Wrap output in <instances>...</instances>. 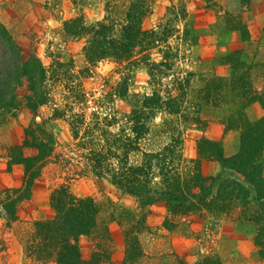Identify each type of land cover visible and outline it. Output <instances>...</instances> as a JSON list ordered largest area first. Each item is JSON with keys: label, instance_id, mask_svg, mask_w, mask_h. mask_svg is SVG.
<instances>
[{"label": "rangeland", "instance_id": "374dc122", "mask_svg": "<svg viewBox=\"0 0 264 264\" xmlns=\"http://www.w3.org/2000/svg\"><path fill=\"white\" fill-rule=\"evenodd\" d=\"M147 1L148 9L144 11L148 15L142 26L146 31L155 30L164 42L147 50L134 48L132 56L122 62L107 56L90 63L85 49L89 41L98 37L96 24L105 22L112 26L113 23L114 34L110 37L118 44H126L122 31L129 22H125V15L135 2L0 0V23L9 31L21 52V59L17 55L11 58L16 65L21 61L33 62L37 58L46 70L47 81L43 89L49 92L50 101L38 110L37 122L49 121L50 130L55 133L58 142L53 156L32 187L30 199L19 204L17 221L7 223L5 219H0V264H57L37 261L26 247L33 239L35 222L54 217L51 197L63 186L79 199L93 200L102 208L104 217L119 215L123 209H138L134 198L120 193L107 180L94 177L87 162L80 158L71 130L73 122L80 116L86 119L85 127L92 123L93 117L98 116L100 120L107 116L116 117L120 123L112 126L111 132L117 133L125 128L129 135L134 124L127 122L126 118L137 109L135 106L145 102L144 97L151 98L159 100L161 105L160 109L153 110L148 134L140 142L143 151H159L170 144L172 138H178L179 131H183V155L189 169L194 168L193 161L199 158L198 145L203 137L220 142L225 152L223 137L231 131L225 133L221 123L226 121V112L231 105L215 100L207 102L203 98L208 85L218 84V78H222L218 75V61L230 69L227 58L231 52L218 53V41L213 46L217 51L211 52V55L202 53L198 46L203 37L215 35L218 38V34L228 37L238 35L245 41L247 31L241 9L235 2L229 1L232 11L221 15L223 7L220 0ZM107 6L111 7V16L106 11ZM106 17L113 22L106 21ZM76 19L81 20L89 33L79 37L67 33L66 23ZM5 52H8L7 48L3 49L0 45V62L7 59ZM241 74L242 71L238 72V75ZM230 77L231 69L230 75L223 78L230 80ZM250 78L253 85L252 76ZM16 94L18 109L11 113L0 110L2 190L19 188L24 182L23 166L14 165L9 170L8 151L24 145L25 130L33 122V114L26 107V98L30 95L26 79L16 86ZM78 94L84 95L86 104L83 99L76 100ZM176 98L180 99L184 110L182 114L189 118L187 123H182L181 116L171 114L168 108H171L170 101ZM89 101L97 106L95 112L90 109ZM192 118H199L201 123L192 122ZM222 131L224 134L221 137ZM238 132L239 152L241 132ZM235 141L236 138L231 136L228 146L233 148ZM22 150L26 157L36 154L30 148L22 147ZM231 157L233 155L226 158ZM206 162L216 163L221 168L220 172H214L212 166L206 167L203 170L206 175L223 172L221 164L215 159L204 160L202 169ZM262 162L264 164V156ZM147 211L148 229L139 236L144 252L139 264H179L180 261L195 264L204 256H217L224 264H236L250 258L247 241L254 234L252 227L241 226L224 217L218 222L197 220L191 225L181 221L178 228L170 231L164 227L168 218L165 203L152 205ZM109 231L114 252L102 264H123L126 249L123 229L117 222H111ZM80 247L83 257L91 260L95 252L94 241L83 236ZM258 260L261 264L259 254Z\"/></svg>", "mask_w": 264, "mask_h": 264}, {"label": "trees", "instance_id": "16d2710c", "mask_svg": "<svg viewBox=\"0 0 264 264\" xmlns=\"http://www.w3.org/2000/svg\"><path fill=\"white\" fill-rule=\"evenodd\" d=\"M125 1L135 2L125 15V22H129V25L124 27L122 34L127 43L122 45L113 41L110 37L114 34L113 20L106 17L112 26L98 22V37L89 41L85 49L90 63L107 56L122 62L132 56L134 48L147 50L164 42L155 30L146 31L142 26L148 15L144 11L148 9V1ZM110 10L111 7L107 6L106 11L111 16ZM65 28L67 33L76 37L88 30L80 19L69 21ZM90 30L94 31V28ZM245 33L248 37V33ZM0 45L8 50L4 53L7 59L0 62V110L11 113L18 109L16 86L26 79L30 89L26 107L33 114V122L25 130L22 147L36 151L35 156L30 157L24 155L22 147L8 151L9 170L14 165H21L25 170L21 187L0 189V219L13 223L18 219L19 204L30 199L32 187L53 156L58 142L55 133L50 130L49 121L37 122L38 110L50 101L49 92L43 89L47 81L44 66L37 58L33 62L21 61L16 65L11 56L17 55L21 59V52L1 23ZM165 48L169 46L165 45ZM227 62L231 69L230 80L218 78V84L208 85L203 99L231 105L226 112L227 119L221 126L225 133L233 130L241 132L240 150L236 155L226 158L220 142L203 137L198 145L199 158L193 161L194 168L189 169L183 155V131H179L178 138H172L171 143L163 149L143 151L140 142L148 134L153 110L160 109L159 100L144 97L145 102L135 106L137 109L131 112L128 119L124 117L127 122L132 121L134 124L129 135L125 128L117 133L111 132V127L120 123L116 117L107 116L103 120L98 116L93 117L92 123L85 127L86 119L80 116L71 127L80 158L87 162L94 177L107 180L120 193L134 198L138 209H123L119 215L104 217L102 208L93 200L79 199L63 186L51 197L54 217L35 222L33 239L26 247L28 253L43 263L102 264L114 252L109 224L117 222L123 229L125 239L123 264H139L144 257L139 236L148 229L147 209L165 203L168 218L164 227L170 231L178 228L181 221L191 225L197 220L218 222L224 217L234 219L241 226L252 227V242L258 250L261 264H264V117L254 123L246 118V109L253 103H260L264 109V92L253 87L250 81L251 68L243 61L242 52H232ZM241 71L242 74L238 75ZM82 99L86 104L84 95L78 94L76 100ZM170 102L171 108H168L171 114L181 116L182 123H187L189 118L182 114L184 110L180 99ZM191 121L201 123L199 118H192ZM212 159L217 160L223 168L219 175H206L202 169V162ZM83 236L94 241L95 252L91 260L83 257L80 247V238ZM179 264L187 263L180 261ZM195 264L224 263L217 256H204Z\"/></svg>", "mask_w": 264, "mask_h": 264}, {"label": "crops", "instance_id": "0c3cea01", "mask_svg": "<svg viewBox=\"0 0 264 264\" xmlns=\"http://www.w3.org/2000/svg\"><path fill=\"white\" fill-rule=\"evenodd\" d=\"M229 1H232L233 3L235 2V5L238 6L242 11L241 15L243 24L245 25L246 31L248 33L247 40L243 41L238 35H232L231 37H228L225 34L223 36L218 34V38L215 35L203 37L201 39V45L198 47L200 50H202V53L211 55V52L217 51V48H213V46L218 41V53L224 54L236 51L242 52L243 61L250 65L251 68L253 87L258 91L264 92V0H244L242 2L239 0H220V5L223 8H221V12L219 14L223 15L232 11V7H229ZM235 33L237 34V32ZM218 75L222 78L228 77L230 75L229 67L220 63L219 61ZM263 117L264 109L258 102L251 104L246 109V118L249 122H258L262 120ZM223 134L224 133L222 131L221 137ZM231 136L236 138L233 148L228 146V141ZM239 137L240 133L238 131H231L223 137L224 153L226 157L237 154L239 149ZM209 166H212L214 172L221 171V168L218 164L207 162L204 163L203 170L205 171L206 167ZM212 175L215 176L216 173H212ZM250 240L247 241V244L250 247V258L247 260H241V262H237L236 264L260 263L258 260V251L256 253V248L252 242V238H250Z\"/></svg>", "mask_w": 264, "mask_h": 264}, {"label": "built area", "instance_id": "2783aa9c", "mask_svg": "<svg viewBox=\"0 0 264 264\" xmlns=\"http://www.w3.org/2000/svg\"><path fill=\"white\" fill-rule=\"evenodd\" d=\"M89 104H90V109L92 110H94V112L96 111V109H97V107L96 106H94V104H93V102L92 101H89Z\"/></svg>", "mask_w": 264, "mask_h": 264}]
</instances>
